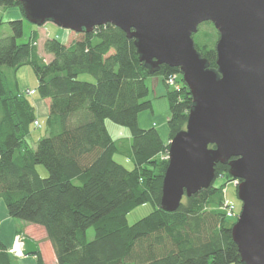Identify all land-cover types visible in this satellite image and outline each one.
I'll use <instances>...</instances> for the list:
<instances>
[{
    "label": "trees",
    "instance_id": "trees-1",
    "mask_svg": "<svg viewBox=\"0 0 264 264\" xmlns=\"http://www.w3.org/2000/svg\"><path fill=\"white\" fill-rule=\"evenodd\" d=\"M0 7H18L23 15L10 20L12 34L0 38V198L10 216L43 226L58 264H243L232 236L235 221L222 208L227 197L218 178L231 177L228 164L217 163L212 185L184 196L176 211L161 207L170 142L156 126L141 127L139 115L153 109L147 77L162 75L166 84L177 73L180 89L166 84L169 140L186 127L193 97L179 69L148 67L135 38L111 23L79 33L70 46L48 38L44 50L53 58L45 61L37 30L18 42L25 15L20 1L0 0ZM195 45L217 69L216 43ZM23 65L33 68L37 93L50 99L47 134L35 147L28 137L36 109L15 79ZM82 73L95 81L78 79ZM107 119L128 127L130 142L114 137ZM126 148L133 168L114 157ZM38 165L45 166L46 177ZM148 202L153 210L129 223L128 213ZM36 255L44 264L39 250ZM0 264H12L1 238Z\"/></svg>",
    "mask_w": 264,
    "mask_h": 264
},
{
    "label": "water",
    "instance_id": "water-1",
    "mask_svg": "<svg viewBox=\"0 0 264 264\" xmlns=\"http://www.w3.org/2000/svg\"><path fill=\"white\" fill-rule=\"evenodd\" d=\"M19 1L37 25L89 33L111 23L135 38L148 67L179 69L193 105L170 140L161 207L176 211L184 196L212 185L217 163L228 164L242 201L233 239L243 264H264V0ZM206 21L219 33L217 69L193 38ZM22 242L24 256L37 253L35 240Z\"/></svg>",
    "mask_w": 264,
    "mask_h": 264
},
{
    "label": "rangeland",
    "instance_id": "rangeland-1",
    "mask_svg": "<svg viewBox=\"0 0 264 264\" xmlns=\"http://www.w3.org/2000/svg\"><path fill=\"white\" fill-rule=\"evenodd\" d=\"M11 8H16L17 10H20L18 7H11ZM9 9L10 8L0 7V22L2 21L1 27H0V38L12 34V29L9 25L10 20L8 19V16H9L8 10ZM14 19H18V18H14ZM42 26L44 28V29H42V31L44 30V32H46L48 37H50V38L56 37L57 32L60 30H62L64 32H66V31L72 32L71 34H77V32H74L70 29L58 26L57 24H55L52 21H47L43 25L34 24V23L30 22L24 16L23 35L18 38V42L23 43V42L29 41L33 31L40 29V27H42ZM43 37H46V34H44ZM193 38L195 40V43H198V44L209 43L211 45H215V43L217 42L219 37H218V31L215 28V26H213L211 24H205V22H204L199 26V30L193 34ZM58 39L60 40V38H58ZM39 52H40V54H43V46L41 44L39 45ZM15 77L17 78V80H19V84L21 85V87L22 86L24 88H26L27 86L28 87H35L38 85V79L34 73L33 68L30 65L21 66L15 72ZM78 79L87 80V81H95V78L89 73L80 74ZM156 81H157L158 86H159L158 87L160 90L159 93H163V92L167 93L166 91L168 90V88H167V85L165 84V82L163 80L162 75H149L146 79L147 84H149V86H150V90H149V94L147 96V99H150L152 101V108H153L152 110L155 109L156 116H158V115H162V114L164 115L165 113H169L170 104H169V99L167 96H163V95L161 96L160 94H155L153 89H154V86H155L154 84ZM170 88H171V90L174 89V87H170ZM25 90H27V89H25ZM25 90H22V92H24ZM30 90H32V89H30ZM27 97L30 101H33L35 98H39L40 95L37 93V94H33V95H27ZM152 110L144 111L143 113H145V114L146 113H152ZM107 126H108L111 134L114 135V137H116V138L117 137L124 138L125 135L130 133V130L128 127L117 124L110 119H107ZM39 127L40 126H38V128H36V129H34V128L32 129L33 131H35V135H40V136L44 135L45 134L44 124L42 123V127L41 128H39ZM124 140H126V138ZM167 141L170 142L169 137H168ZM126 149H124L125 150L124 152L115 154L114 157L117 161L123 163L128 168H133V166H134L133 156L129 152L130 150H128V149L126 150ZM37 167H38L39 173L43 177H46L48 175V171L44 165H38ZM218 181H220V180H218ZM225 188H226V192H225L226 197L229 200H231L233 203H235V205H236V214L237 215L235 217L231 218V221L234 222L237 220V216L241 210L242 201L238 197V188L236 186H234L232 183H229L225 186ZM152 210H153V205L150 202L139 205L128 213V216H127L128 222L132 224V223L138 221L139 219H141L142 217L146 216L147 214H149ZM21 222H25V221H21ZM93 237H94V228L90 227L88 229V239H93Z\"/></svg>",
    "mask_w": 264,
    "mask_h": 264
},
{
    "label": "crops",
    "instance_id": "crops-1",
    "mask_svg": "<svg viewBox=\"0 0 264 264\" xmlns=\"http://www.w3.org/2000/svg\"><path fill=\"white\" fill-rule=\"evenodd\" d=\"M8 19L12 20L14 18H23L22 13L20 10H17L16 8H10L8 10ZM43 26L38 29L39 38L37 40V49L38 53L41 57L44 58L45 61H49L53 58L52 54L47 53L44 50V43L45 41L50 38L48 37L47 33L42 31ZM72 32H64L62 30L58 31L56 34L57 38H60V41L65 43L67 46H70L74 44V42L79 39L81 36L79 33L77 34H71ZM46 34V37H43V35ZM43 46V54H40L39 52V45ZM17 80V78L15 77ZM19 88L21 90L25 89H36V92L34 94H37V86L35 87H26L19 84V80H17ZM39 83V82H38ZM154 92L155 94H160L161 96H165V92L159 93V86L157 81L154 84ZM149 86V84H148ZM150 90V86H149ZM167 92V91H166ZM33 95V94H32ZM32 104L35 106L36 109V117L38 121L40 122V127H42V123L45 126V121L49 115V105H50V99L49 98H35L33 101H31ZM169 113H165L164 115H158L156 116L155 109L152 110V113H141L139 115V124L143 128H149L151 126H156L159 131L161 132L163 138L167 141L168 139V121ZM107 124V120H106ZM34 129L38 128L35 125H33ZM108 127V126H107ZM109 129V128H108ZM45 134H47L46 128H45ZM44 134V135H45ZM43 136V135H41ZM40 135H35V131L32 130L30 136L28 137L29 142L32 146H36L37 140L41 137ZM114 136V135H113ZM120 138V137H117ZM127 141L130 142L131 135L128 133L124 136ZM22 220L15 219L10 216L7 206L2 198H0V238L2 239L3 243L7 247L8 251L11 254L12 258V264H39L38 263V257L36 254L24 256V255H17L11 251V249L14 246L15 238L17 235H23V236H29L33 240L36 241L38 245V250L40 251V255L43 259L44 264H58V260L56 257V253L54 251V247L52 245V242L48 238L47 232L45 228L41 225L30 223V222H21Z\"/></svg>",
    "mask_w": 264,
    "mask_h": 264
},
{
    "label": "built area",
    "instance_id": "built-area-1",
    "mask_svg": "<svg viewBox=\"0 0 264 264\" xmlns=\"http://www.w3.org/2000/svg\"><path fill=\"white\" fill-rule=\"evenodd\" d=\"M166 84L169 87H174V89L178 90L180 89V81H179V74L177 73H173L171 75H169L166 79ZM36 92L35 89H27L25 90L23 93L26 95H32ZM34 125L36 127L40 126V122L38 121V119H36L34 121ZM164 158L168 159L169 158V152L163 156ZM218 180H220V182H225V186L229 183H232L234 186H238V184L240 183V179L235 178L233 176H231L230 178H228L227 176H225L224 174H219V178ZM225 192H226V188H224ZM226 216L228 218H232L235 217L236 214V205L235 203H233L231 200H229L228 198L225 199L224 201V205L222 206ZM22 235H17L15 238V242H14V246L11 249V251L17 255H22V246H23V242H22Z\"/></svg>",
    "mask_w": 264,
    "mask_h": 264
},
{
    "label": "bare ground",
    "instance_id": "bare-ground-1",
    "mask_svg": "<svg viewBox=\"0 0 264 264\" xmlns=\"http://www.w3.org/2000/svg\"><path fill=\"white\" fill-rule=\"evenodd\" d=\"M169 159V158H168Z\"/></svg>",
    "mask_w": 264,
    "mask_h": 264
}]
</instances>
